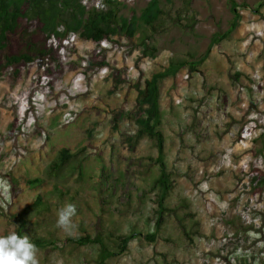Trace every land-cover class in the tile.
<instances>
[{
    "label": "rangeland",
    "instance_id": "374dc122",
    "mask_svg": "<svg viewBox=\"0 0 264 264\" xmlns=\"http://www.w3.org/2000/svg\"><path fill=\"white\" fill-rule=\"evenodd\" d=\"M118 1L120 14L131 17L150 0ZM157 1L162 13L154 28L141 26L137 33L150 35L154 50L145 56L125 47L107 53L133 80L171 61L198 60L231 18L229 0ZM232 1L240 13L236 30L212 46L194 72L186 65L159 84L170 190L155 240L143 236L155 230V144L134 138L131 104L110 132L106 111L119 106L123 94H107L105 69L88 83L66 69L52 89L35 67L22 82L0 81V235L19 228L39 242V264H97V245L69 241L85 232L101 235L110 251L115 236L141 234L104 264H264V187L253 194L250 185L257 177L253 169L264 172V3ZM70 42L81 55L93 47ZM96 108L103 109L101 116ZM63 147L71 158L48 177L50 161ZM17 172L46 176L45 185H12ZM105 174L113 186H99ZM38 195L42 208L33 205ZM69 203L76 214L65 230L56 225L57 210Z\"/></svg>",
    "mask_w": 264,
    "mask_h": 264
},
{
    "label": "trees",
    "instance_id": "16d2710c",
    "mask_svg": "<svg viewBox=\"0 0 264 264\" xmlns=\"http://www.w3.org/2000/svg\"><path fill=\"white\" fill-rule=\"evenodd\" d=\"M83 0H0V81L16 84L30 76L31 69L35 67L38 74L47 78V86L53 88V84L60 79L67 69L81 74L85 82L99 71L105 69L108 82L107 94L112 96L122 92V102L119 106L104 110L109 114L110 132H116L127 112L125 106L133 107L129 119L135 126L134 138L146 137L154 141L156 148L155 163L158 165V177L154 181L153 188L158 189L157 209H155V230L147 233L144 238L154 241L156 231L163 223L165 212L164 202L170 190V181L164 162V137L160 130V92L159 84L165 78L174 76L186 65L190 72H194L199 64L205 61L212 46L227 39L236 30L240 21L238 4L229 0L231 18L227 29L221 34L212 35L209 47L205 54L196 61L169 62L159 71L152 72L148 77L134 79L128 75L127 67H117L115 62L109 61L108 51L125 47L128 53L135 49L140 54L148 55L154 48L150 44V35H137L141 26L154 28L162 13L157 0H150L139 16L125 17L120 14L121 3L118 0H102L103 9H97L89 4L83 5ZM264 0H259L261 7ZM91 43L92 49L79 54L76 47L70 41ZM134 90L133 98L130 92ZM101 116L103 109H95ZM92 130H89L91 135ZM38 137V131L35 132ZM128 141L130 138L127 139ZM100 156V154H99ZM71 158L70 150L63 147L50 161L48 177L56 175ZM21 168V165L17 166ZM20 171V170H19ZM257 177L251 179V191L253 194L261 192L264 187V172L253 169ZM102 172V171H101ZM110 174L103 175L100 187L113 186L115 180L109 183ZM101 178V177H100ZM13 181V182H12ZM46 176H36L32 179L25 177L24 172L14 173L10 177L13 185L16 182L20 188L42 189ZM42 196L38 195L33 205L41 207ZM42 208V207H41ZM44 208V207H43ZM18 235H22L21 229H16ZM6 235V234H5ZM141 235L132 232L115 236V250L110 251L101 235L85 232L81 236L72 237L69 241L76 246L88 244L97 245L99 256L97 264L127 250L131 240ZM114 237L112 233L108 237ZM39 246V242L34 243Z\"/></svg>",
    "mask_w": 264,
    "mask_h": 264
},
{
    "label": "clouds",
    "instance_id": "9594fccd",
    "mask_svg": "<svg viewBox=\"0 0 264 264\" xmlns=\"http://www.w3.org/2000/svg\"><path fill=\"white\" fill-rule=\"evenodd\" d=\"M76 214L74 204H66L57 210V227L65 230L72 226L71 218ZM37 247L27 235L10 231L0 235V264H39Z\"/></svg>",
    "mask_w": 264,
    "mask_h": 264
},
{
    "label": "built area",
    "instance_id": "2783aa9c",
    "mask_svg": "<svg viewBox=\"0 0 264 264\" xmlns=\"http://www.w3.org/2000/svg\"><path fill=\"white\" fill-rule=\"evenodd\" d=\"M89 3H90V5L94 6L97 9H103L104 8V3H103L102 0H94V1L83 0L82 1L83 5H86V4H89ZM70 39L73 40V36H70V38L67 41H70Z\"/></svg>",
    "mask_w": 264,
    "mask_h": 264
},
{
    "label": "crops",
    "instance_id": "0c3cea01",
    "mask_svg": "<svg viewBox=\"0 0 264 264\" xmlns=\"http://www.w3.org/2000/svg\"><path fill=\"white\" fill-rule=\"evenodd\" d=\"M209 156H210V153H209ZM212 159H214V157Z\"/></svg>",
    "mask_w": 264,
    "mask_h": 264
}]
</instances>
